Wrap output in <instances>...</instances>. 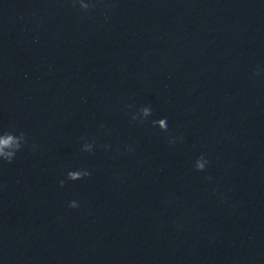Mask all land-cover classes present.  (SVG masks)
Returning a JSON list of instances; mask_svg holds the SVG:
<instances>
[{
	"label": "water",
	"instance_id": "obj_1",
	"mask_svg": "<svg viewBox=\"0 0 264 264\" xmlns=\"http://www.w3.org/2000/svg\"><path fill=\"white\" fill-rule=\"evenodd\" d=\"M93 3L0 0V264H264V0Z\"/></svg>",
	"mask_w": 264,
	"mask_h": 264
},
{
	"label": "clouds",
	"instance_id": "obj_2",
	"mask_svg": "<svg viewBox=\"0 0 264 264\" xmlns=\"http://www.w3.org/2000/svg\"><path fill=\"white\" fill-rule=\"evenodd\" d=\"M74 3H78L81 9H89L90 7H94L93 0H74ZM257 75H259L264 68H257L254 70ZM126 108H131V105H125ZM153 108L150 104L140 105L135 111L130 113L131 119L134 121H138L143 123L149 117L152 116ZM151 125L158 127L160 130L165 132L168 131V117L160 116L158 118H153L150 121ZM103 127V124L100 125ZM82 143L80 145V149L82 152L93 153L97 147V141L95 137L84 136L81 138ZM178 138L176 136H169L168 143H175ZM182 139V137H180ZM26 145H29V140L26 132L18 129H10L6 127H0V162H11L17 155L19 151H21ZM103 147L105 150H109L112 148L110 144H104ZM38 148V145L32 143L30 145V149L35 151ZM128 151H133V146H127ZM210 164V160L205 153H200L193 162V167L196 170L204 171L208 165ZM91 170L87 167H70L68 168L66 175L64 178L59 180V184L63 186L66 180H79L84 177L91 176ZM211 179V177H208ZM79 201L77 199H70L68 201V206L71 208L79 207Z\"/></svg>",
	"mask_w": 264,
	"mask_h": 264
}]
</instances>
